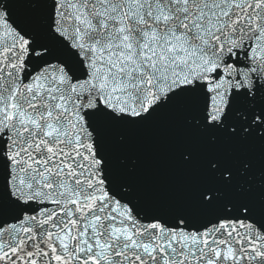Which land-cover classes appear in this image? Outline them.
Segmentation results:
<instances>
[{"label":"snow or ice","instance_id":"1","mask_svg":"<svg viewBox=\"0 0 264 264\" xmlns=\"http://www.w3.org/2000/svg\"><path fill=\"white\" fill-rule=\"evenodd\" d=\"M193 103L194 134L264 159V0H0V264H264L246 153L205 157L211 183L183 201L150 203L113 168L107 130Z\"/></svg>","mask_w":264,"mask_h":264},{"label":"water","instance_id":"2","mask_svg":"<svg viewBox=\"0 0 264 264\" xmlns=\"http://www.w3.org/2000/svg\"><path fill=\"white\" fill-rule=\"evenodd\" d=\"M18 12L26 19L33 18V10L26 6L20 7ZM194 114L193 103L162 115L154 125L148 127L105 132V145L112 154L117 175L135 183L148 202L192 198L197 186L211 183L203 166L204 158L210 154L222 161H229L244 152L253 161L254 171L264 168V159L260 158L262 150L258 145L226 143L220 138L215 145H211L206 136L194 134L186 125V119ZM121 135L125 136V143L118 140ZM177 141L185 142L192 149L194 160L190 167L180 164L174 152ZM133 158L137 160V171L130 177L120 160ZM232 194H236L235 187Z\"/></svg>","mask_w":264,"mask_h":264}]
</instances>
